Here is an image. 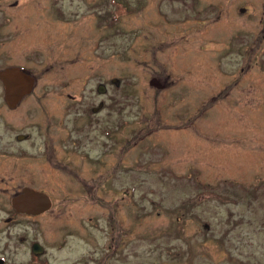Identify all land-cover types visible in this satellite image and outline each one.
<instances>
[{
	"label": "rangeland",
	"instance_id": "374dc122",
	"mask_svg": "<svg viewBox=\"0 0 264 264\" xmlns=\"http://www.w3.org/2000/svg\"><path fill=\"white\" fill-rule=\"evenodd\" d=\"M196 19V0H0V70L35 79L14 109L0 80L2 264H264V52L242 71L240 36ZM23 187L51 209L17 213Z\"/></svg>",
	"mask_w": 264,
	"mask_h": 264
},
{
	"label": "flooded vegetation",
	"instance_id": "af4514ba",
	"mask_svg": "<svg viewBox=\"0 0 264 264\" xmlns=\"http://www.w3.org/2000/svg\"><path fill=\"white\" fill-rule=\"evenodd\" d=\"M196 16V24L207 26L206 24L211 21L208 25L211 27L215 26V28H212V32L218 30V28L221 32H224L227 28L228 34L226 38H235L237 35L240 36V45H242V47H238L239 49L237 50L243 51V53H240L237 50H232L229 54L234 52L235 55H237L236 59L238 60L239 64H242L240 67L242 71L245 67L251 68L253 65H256V63L260 62V60H257V53L260 51L264 52V0H196ZM201 16L204 17V20H200ZM216 34L220 35L221 33L219 32ZM112 81L115 82V79ZM158 82L163 87L164 84L160 79H158ZM105 86L106 85L101 86L100 90L106 91ZM32 91L25 95L31 94ZM4 96L5 101H7L6 93ZM7 104L10 107L8 102ZM104 105V102L100 103L101 107ZM10 108L14 109V107ZM93 110L95 111L96 109ZM83 119V117L77 116L74 117L72 121L78 122L82 121ZM106 133L115 135L116 131L111 132L108 129ZM51 139L52 137L49 136L48 143L51 141ZM52 153V150L49 152L47 150V155L49 158H51ZM25 188L29 187H23L20 193H22ZM34 190L39 191L36 188ZM50 209L51 207L44 212H47ZM14 210L21 215L29 217L34 215L36 216V214H29L27 211L19 212L16 209ZM6 221L9 222L8 218ZM3 260L4 258L0 260V264L4 262Z\"/></svg>",
	"mask_w": 264,
	"mask_h": 264
},
{
	"label": "water",
	"instance_id": "95a60500",
	"mask_svg": "<svg viewBox=\"0 0 264 264\" xmlns=\"http://www.w3.org/2000/svg\"><path fill=\"white\" fill-rule=\"evenodd\" d=\"M0 80L4 84L6 100L10 107H15L25 94L32 91L35 84V79L30 73L16 66L1 69ZM150 84L162 87L158 79L155 78L151 79ZM12 204L17 211H27L29 214H39L51 207L50 198L46 193L30 188H25L22 193L13 197ZM32 250L35 253L42 252L43 247L40 243L35 242Z\"/></svg>",
	"mask_w": 264,
	"mask_h": 264
}]
</instances>
